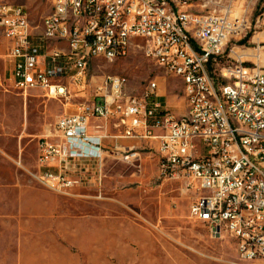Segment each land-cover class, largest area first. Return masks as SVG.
<instances>
[{
	"label": "built area",
	"instance_id": "built-area-1",
	"mask_svg": "<svg viewBox=\"0 0 264 264\" xmlns=\"http://www.w3.org/2000/svg\"><path fill=\"white\" fill-rule=\"evenodd\" d=\"M193 1L53 0L41 25L2 2L0 37L10 45L3 53L0 39V56L10 59L13 87L55 99L84 93L94 60L114 63L135 48L181 78L186 109L176 115L158 80L133 94L118 74L103 75L91 99L39 137L33 175L61 195L101 184L105 124L115 120L124 137L145 140L155 151L160 175L190 180L192 219L213 237H231L243 260L264 264V57L236 46L226 52L247 28L232 0H200V10ZM105 7H116V15ZM56 24L64 33L51 32ZM61 37L71 39L70 48L50 47ZM82 52L90 53V63ZM109 154L125 162L140 157L132 148Z\"/></svg>",
	"mask_w": 264,
	"mask_h": 264
},
{
	"label": "rangeland",
	"instance_id": "rangeland-1",
	"mask_svg": "<svg viewBox=\"0 0 264 264\" xmlns=\"http://www.w3.org/2000/svg\"><path fill=\"white\" fill-rule=\"evenodd\" d=\"M1 1L22 6L35 25L53 7V0ZM232 2L247 28L226 52L236 46L263 59L264 0ZM193 3L194 10L202 8L200 0ZM7 49L4 44L3 53ZM11 68L10 59L0 56V264H260L243 260L231 237H213L190 217L196 198L190 180L160 175L158 156L145 140L137 142L138 159L110 158L101 184L70 195L54 192L33 175L39 137L53 130L60 115L91 99L103 75L123 76L133 94L158 80L176 115L186 109L181 78L135 48L114 63L94 60L86 91L55 99L39 89L24 95L12 86Z\"/></svg>",
	"mask_w": 264,
	"mask_h": 264
},
{
	"label": "crops",
	"instance_id": "crops-1",
	"mask_svg": "<svg viewBox=\"0 0 264 264\" xmlns=\"http://www.w3.org/2000/svg\"><path fill=\"white\" fill-rule=\"evenodd\" d=\"M2 2L3 1H1L0 3ZM1 42H2L1 45L2 52H3L4 44H6L8 48L7 50H9L10 44L7 41V39L3 38ZM59 46L65 47L66 45L64 43H57V44L53 43L51 47H59ZM105 125H106L105 130L107 136L103 139V144L108 151L107 158L105 159V166L110 158L116 159L114 156H111V154H109L110 152L118 153L124 151L127 148L130 149L132 148L138 152L139 156H141L140 151L138 150L139 148L137 146V142L139 141V139L124 137L122 135L123 128L118 126L115 120H109Z\"/></svg>",
	"mask_w": 264,
	"mask_h": 264
},
{
	"label": "bare ground",
	"instance_id": "bare-ground-1",
	"mask_svg": "<svg viewBox=\"0 0 264 264\" xmlns=\"http://www.w3.org/2000/svg\"><path fill=\"white\" fill-rule=\"evenodd\" d=\"M15 6L16 9L24 10L22 6ZM105 14L107 15H116V7H105ZM63 15H71V8H63ZM51 32L57 33H64V25L63 24H56L51 25ZM55 43H64L65 47L60 48H70L71 47V39L68 37H61L58 40H50V47L52 44ZM257 59H259V55H256ZM82 59L83 63H90V53L89 52H82ZM119 81L122 83H127V80L123 76H119Z\"/></svg>",
	"mask_w": 264,
	"mask_h": 264
}]
</instances>
